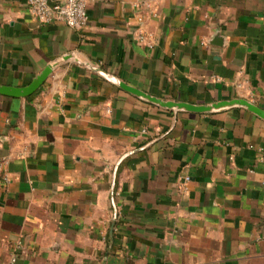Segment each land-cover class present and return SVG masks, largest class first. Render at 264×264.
I'll return each mask as SVG.
<instances>
[{
    "label": "crops",
    "instance_id": "obj_1",
    "mask_svg": "<svg viewBox=\"0 0 264 264\" xmlns=\"http://www.w3.org/2000/svg\"><path fill=\"white\" fill-rule=\"evenodd\" d=\"M27 1L0 87L51 72L0 93V264H264V119L226 106L264 111V0H88L82 30Z\"/></svg>",
    "mask_w": 264,
    "mask_h": 264
},
{
    "label": "built area",
    "instance_id": "obj_2",
    "mask_svg": "<svg viewBox=\"0 0 264 264\" xmlns=\"http://www.w3.org/2000/svg\"><path fill=\"white\" fill-rule=\"evenodd\" d=\"M88 0H28L27 7L30 15L34 17L40 24L50 25L55 22L64 23L71 29L82 30L85 29L89 22L87 12ZM149 7V5H147ZM142 21V19H139ZM136 41L140 45H145L150 48L153 43L149 40L147 35L140 32L136 35ZM1 167V164H0ZM190 179H185V187ZM113 203H114V195ZM115 207V203H114Z\"/></svg>",
    "mask_w": 264,
    "mask_h": 264
},
{
    "label": "water",
    "instance_id": "obj_3",
    "mask_svg": "<svg viewBox=\"0 0 264 264\" xmlns=\"http://www.w3.org/2000/svg\"><path fill=\"white\" fill-rule=\"evenodd\" d=\"M51 69H48L46 72H44L41 76H39L36 80H34L28 87L25 88H11V87H0V93L14 96V97H24L29 96L33 94L35 91H37L40 86L45 82L48 75L50 74ZM154 101V99H152ZM156 101V100H155ZM157 103H161L160 101H156ZM163 104V103H161ZM165 106H169L171 108H186L196 111H208L211 110V108H197V107H191L183 104H174V103H166ZM225 105L215 106L214 108L219 109ZM226 106H242L251 111L252 113L258 115L259 117L264 119V111L255 106L254 104L245 101V100H235L231 103H228ZM114 193V192H113Z\"/></svg>",
    "mask_w": 264,
    "mask_h": 264
}]
</instances>
